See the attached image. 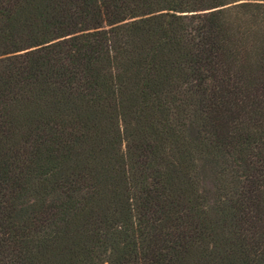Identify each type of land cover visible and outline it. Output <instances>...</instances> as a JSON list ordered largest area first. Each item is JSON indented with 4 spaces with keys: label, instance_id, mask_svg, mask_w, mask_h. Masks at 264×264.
Returning <instances> with one entry per match:
<instances>
[{
    "label": "trees",
    "instance_id": "trees-1",
    "mask_svg": "<svg viewBox=\"0 0 264 264\" xmlns=\"http://www.w3.org/2000/svg\"><path fill=\"white\" fill-rule=\"evenodd\" d=\"M1 262L264 264V0H0Z\"/></svg>",
    "mask_w": 264,
    "mask_h": 264
},
{
    "label": "rangeland",
    "instance_id": "rangeland-1",
    "mask_svg": "<svg viewBox=\"0 0 264 264\" xmlns=\"http://www.w3.org/2000/svg\"><path fill=\"white\" fill-rule=\"evenodd\" d=\"M223 81H227L225 78ZM222 84V83H221ZM223 86H226L227 85V82L223 83L222 84ZM253 167H254V170L253 172L255 173V168L257 169L258 168V165L256 163H253ZM203 187L206 189V190H209L211 191L212 190V182H211V179L209 178H206L203 182ZM246 187H247V184L246 182L244 181H241L240 183V192L238 193H235L233 196H232V199L233 201L235 202V204H237V206H240V205H243V204H246L247 203V200H248V194H246ZM240 218V217H239ZM15 225L16 227L17 226H21L22 225V221L20 220H15ZM29 225V223H28ZM238 231L240 234L244 233V226H240L238 228ZM15 244H17L16 242H14ZM19 244V243H18ZM3 262H1L0 264H2Z\"/></svg>",
    "mask_w": 264,
    "mask_h": 264
}]
</instances>
